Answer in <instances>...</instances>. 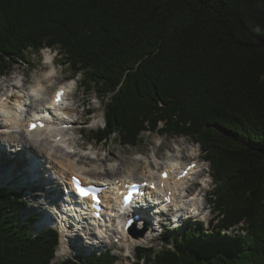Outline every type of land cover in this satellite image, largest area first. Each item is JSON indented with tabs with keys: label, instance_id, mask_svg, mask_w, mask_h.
Listing matches in <instances>:
<instances>
[{
	"label": "trees",
	"instance_id": "16d2710c",
	"mask_svg": "<svg viewBox=\"0 0 264 264\" xmlns=\"http://www.w3.org/2000/svg\"><path fill=\"white\" fill-rule=\"evenodd\" d=\"M44 47L103 102L93 139L186 136L211 164L212 232L139 248L136 264H264V0H0V74ZM24 205L0 190V264H52L56 234L30 232Z\"/></svg>",
	"mask_w": 264,
	"mask_h": 264
},
{
	"label": "rangeland",
	"instance_id": "374dc122",
	"mask_svg": "<svg viewBox=\"0 0 264 264\" xmlns=\"http://www.w3.org/2000/svg\"><path fill=\"white\" fill-rule=\"evenodd\" d=\"M43 51H49L53 58L52 66L54 73L53 75H51L53 83L50 85V89L54 88L60 83H64L69 77L72 76H74L78 81V86L74 93L75 99L73 98V102L74 106L77 105L78 115L83 119H88V121L83 125V129L79 130L76 133V137H80L79 145L84 144L85 142L84 149L92 148L93 152L96 153L97 151L99 156V160L83 158L82 161H80V166H82V169L84 171H88L92 168L93 163L98 164L101 159H104V163H106L107 166L115 165L121 169V167H130L131 164H133L131 162H133L134 159H137L138 171V167H140L141 164L145 163L146 165V163H150L154 171L156 172L157 170L162 168L165 163L171 162L175 159H180L181 165H183L185 162H188L194 158H199L202 172L195 176V179L197 181H200V177L205 176L208 179V182L204 185V188H201V193L203 194L201 201L204 204L205 208L202 211L201 215H199L197 218L207 221V227H205L204 221L201 220L202 227L207 229L209 227L208 221L211 220V227L214 222L213 220L216 217H214L213 219L214 214L213 212H210L211 205L209 204L208 200H204V197H206L208 193L214 188V179L209 163L202 160L203 152L201 151L199 145L192 142L191 139L185 136L169 137L149 131L142 133L141 139L135 147L122 144L120 141H118L117 137L114 134L105 142L97 143L91 140V132L103 125V104L93 92L87 93L86 91H84V88L79 81V79H82V74L79 73L77 75H72L69 66L63 63V57L60 55V52H58L57 49H43L39 51H34L31 49L27 50L25 58L19 60L18 63H14L13 67L7 75L3 77L0 76V80L4 81L2 82V84L0 82V92L3 93L4 91H6V88L12 86L13 83H20V80H23L22 86L24 88H28L36 80V77L41 78V75L48 71L51 65L45 62ZM87 109H90L93 113L89 115L87 113ZM80 133L82 134V137ZM88 142L93 144V147L92 145L87 144ZM189 148L195 149L194 154L191 153L192 150H190ZM41 181L45 182L43 180ZM39 186L40 187L37 190L40 191L41 189H43L41 188L43 186ZM194 186L197 189L199 188L198 183H196V185ZM28 190L32 192L30 188H28ZM46 199H43V197L41 196L39 197V195L28 198L27 200H25L28 208L18 214L17 218L21 221L25 219L27 214H29L31 211H37L38 215H40V213L45 210V207H51V204H49V201H46ZM205 213H208V216H205ZM162 221L164 222L165 226L164 228L160 227L163 229L160 235L153 236L150 241L135 246H148L149 244L154 243L155 245H158L161 244L168 235H173L172 232L168 231V229L171 228L169 226V222H167L165 218H163ZM196 225L198 224L195 223L193 226L196 227ZM30 229L33 230V225L30 226ZM153 231L155 232L157 231V229H154ZM211 231L209 230L206 232L210 233ZM236 232V229H233L230 231V234H236ZM135 246L130 247L128 250H126L124 243L113 244V246H109L108 244L100 246L98 250L100 251L101 248H103L104 250V248L106 247L108 249H111L112 252H114L119 258L116 264H135ZM128 254L129 256H126ZM53 262L57 264L60 261H58L54 257Z\"/></svg>",
	"mask_w": 264,
	"mask_h": 264
},
{
	"label": "bare ground",
	"instance_id": "6f19581e",
	"mask_svg": "<svg viewBox=\"0 0 264 264\" xmlns=\"http://www.w3.org/2000/svg\"><path fill=\"white\" fill-rule=\"evenodd\" d=\"M45 62L49 63V61L52 59V55L49 51H43ZM53 66L52 63L50 65V69L46 71L44 74H42L41 78L36 77V80L28 87L27 90L14 88L10 89V92H14V96L11 98H7L3 104L2 109L5 111V116L0 117V121H2V124L4 127L7 128V131L11 129H16L18 132L17 136L20 138H25L26 136L30 138V143L35 147L34 149L41 154L43 159L47 160V163L49 164V171L53 173L54 175L58 176V180L61 182L66 183L69 178V174L71 172H78L83 174V177L85 180L90 181L93 179V177H99V173L95 171L98 167H104L105 173L101 174L102 176L106 177H122L124 179H138L139 177L143 176H154V169L147 168L145 164H141L139 168V171L137 170V163L138 160L134 159L133 164H131L130 167H121V169L115 165H111L109 167L101 165H96L94 168L89 169L88 171H84L82 169V166L75 162L72 164L73 158L71 155H65L60 148L55 146L49 136L46 132L49 130L50 127H46L43 129L37 128L36 130L32 132L25 133V122L22 120V114L21 110L23 107L27 108L26 114H29L28 108L32 109L34 114H39L40 109L44 106V104L49 100L51 97V93L53 90H50V85L53 83L51 75H53ZM9 91V90H8ZM32 100L30 103V106L27 105V101ZM7 116V117H6ZM59 132V131H58ZM61 146L69 147V144L62 139L64 135L61 133ZM39 139H42V141L38 142ZM53 151L51 154L47 150ZM47 154V155H46ZM181 158V156H180ZM172 167H181V161L180 159H176L170 164ZM147 172V173H145ZM149 173V174H148ZM47 175V174H46ZM195 178V176H193ZM202 179V176L200 177V180ZM190 181H186L184 184L188 185ZM54 194V193H52ZM43 197V199H46L48 201V193L45 191V189H41L40 191L37 190L33 196ZM186 195L182 197L185 198ZM29 198H32L30 196ZM45 201V202H46ZM190 206V205H189ZM48 212V211H47ZM46 212V213H47ZM49 213V212H48ZM41 222V221H39ZM110 226H114V223H110ZM137 228L138 225L136 226ZM148 227V226H147ZM117 232V231H116ZM114 232L113 238L118 236L117 233ZM121 241L125 244L126 250H128L130 247H133L138 244L146 243L149 240L146 233L143 235H139L137 237H133L131 234H129L126 237H121Z\"/></svg>",
	"mask_w": 264,
	"mask_h": 264
},
{
	"label": "clouds",
	"instance_id": "9594fccd",
	"mask_svg": "<svg viewBox=\"0 0 264 264\" xmlns=\"http://www.w3.org/2000/svg\"><path fill=\"white\" fill-rule=\"evenodd\" d=\"M0 141L13 144L18 143L17 139L13 137H3L0 138ZM177 216L172 218L173 222L171 223V225H169L171 228H177L180 226L179 222L177 221ZM205 216H208V213H205ZM204 223L205 227H207L206 220L204 221ZM153 226L157 229V231L154 232L151 227L147 230L146 235L148 236L149 240L153 236L160 235V233L163 231V229L160 228V224L158 223L157 219L154 220ZM138 227H142V224H138ZM54 228L58 233V243L56 249H54V257L58 261L62 262L64 259L70 258L72 256V250L68 244V236L71 235V233L68 232L66 229L58 227L56 225H54ZM148 246L151 245L149 244ZM169 247L171 248V245H169Z\"/></svg>",
	"mask_w": 264,
	"mask_h": 264
},
{
	"label": "snow or ice",
	"instance_id": "6c2138e0",
	"mask_svg": "<svg viewBox=\"0 0 264 264\" xmlns=\"http://www.w3.org/2000/svg\"><path fill=\"white\" fill-rule=\"evenodd\" d=\"M61 94H62L61 92H57L56 93L57 102L59 101V97L61 96ZM30 127H35V125H30ZM73 179L75 181V178H73ZM76 187H77V191L79 192L80 195H82V196H87L88 195L87 191L84 188L80 187L79 184H77ZM93 199H98V198L97 197H93Z\"/></svg>",
	"mask_w": 264,
	"mask_h": 264
}]
</instances>
